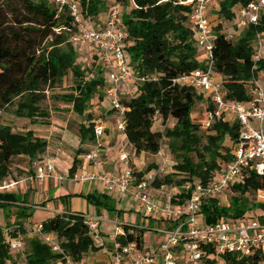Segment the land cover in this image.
Returning a JSON list of instances; mask_svg holds the SVG:
<instances>
[{
  "label": "trees",
  "instance_id": "1",
  "mask_svg": "<svg viewBox=\"0 0 264 264\" xmlns=\"http://www.w3.org/2000/svg\"><path fill=\"white\" fill-rule=\"evenodd\" d=\"M74 1L88 27L98 21L102 12L108 13L113 4L118 6L117 24L124 32L123 48L127 68L132 74L129 94L121 91V101L128 108L124 114V138L135 157L142 152L157 154L162 139H167L176 163L172 172L161 179L157 175L152 184L156 188L162 185L179 187L181 190L172 192V201L181 203L189 196L196 181L206 183L218 177L222 164L233 157L232 146L239 132L238 122L226 116L213 123L214 133L203 134L198 123L193 122L191 110L201 99L207 101L205 111L211 108V103L192 86L172 81L183 74L203 70L206 65V57L203 60L197 57L196 30L189 21L193 3L182 2L185 0ZM251 1L213 0L208 12L212 20H216L212 25L214 74L221 78L228 98L245 104L252 79H264V55L256 60L253 58L256 36L264 34V7L257 23H248L232 38H226L223 29H236L237 10ZM74 31L75 25L68 12L58 13L53 0H0V110L15 103L16 116L45 123L49 112L42 106L43 91L69 74L72 91L55 98L70 104L73 111L84 117L78 127L80 144L94 143V128L98 122L87 109L94 97L105 99L106 71L97 60V51L90 47L95 59L94 72L91 77H85V69L77 62V51L70 40ZM108 106L107 111L113 112L114 109ZM156 114L162 130L155 127ZM170 118L174 124L167 127L165 124ZM46 147V140L36 136L31 129L13 131L9 125H0V184L11 176L13 157L25 155L33 161L45 152ZM86 151L77 149L69 176L76 171L77 155ZM146 170H140L138 175ZM260 189H264V175L245 171L229 183L228 204L224 205L222 198L217 197L201 204L200 222L210 225L235 221L248 210L264 211V203L253 201ZM74 195L85 198L94 206L97 215L102 208L108 212L116 209V201L109 194ZM66 196L61 198L65 200ZM27 197V192L0 190V210L6 220L12 212L14 225V229H9L0 224V264L20 261L57 264L64 255L85 261L88 253L99 249L84 222L83 213L69 211L56 213L41 222L42 233L52 234L61 252L53 251L38 234L27 238L26 248L22 242L20 250L11 249L10 239L20 232L25 234V222H31L28 218L35 207L28 205ZM253 216L260 218L264 214L253 213ZM154 220L151 218L147 226L151 227ZM124 229L127 231L125 236L117 237L122 244L131 240L143 243L145 228L125 224ZM203 248L206 264H264L261 250L240 256L231 252L216 255L209 245Z\"/></svg>",
  "mask_w": 264,
  "mask_h": 264
},
{
  "label": "built area",
  "instance_id": "2",
  "mask_svg": "<svg viewBox=\"0 0 264 264\" xmlns=\"http://www.w3.org/2000/svg\"><path fill=\"white\" fill-rule=\"evenodd\" d=\"M213 0H185L193 3V10L189 16L190 24L195 28L196 44L206 51V65L203 70L183 74L173 83L187 84L203 93L211 103V108L205 111L204 125L230 116L238 122L239 132L232 146L233 157L222 164L217 178L206 183L196 181L189 196L181 203L172 201V191L163 192L156 197L152 194L153 181L163 166L155 170L138 175L140 170L131 164L127 150L120 145L119 157L122 162L118 174L106 175L98 171L101 164L100 151L104 128L96 125L94 128V147L85 153L86 169L75 172L71 176L61 175L56 168L60 148L53 154L43 156L32 161V174L26 180L36 184H43L49 179H55L59 184L66 180L97 181L104 190L120 200L128 196L135 201L139 210L161 222V226H146L161 234V239L153 246L136 240L122 244L118 236H125L127 231L124 223L114 221V230L107 237L102 235V219L96 215H85L84 222L95 245L108 256L107 264H206V250L209 245L216 255L231 252L240 256H248L256 250L264 252V218L261 220L252 214H245L235 221L225 220L210 225L200 222L201 204L213 197L225 198L228 185L245 171H255L264 175V86L257 78L252 79L247 103L232 100L226 96L221 78L214 74L212 26L209 19V7ZM57 12L66 10L75 25V31L70 40L80 46L93 47L97 51V60L106 71L107 85L104 88V97L117 115L116 129L121 137L124 136V114L128 110L121 101V91L129 94L132 74L127 68L126 53L123 48L124 32L117 24L119 9L113 4L103 25L97 28L88 27L80 15L78 4L74 0H53ZM264 0H252L245 7L237 11L236 25L233 31L224 28L226 38H232L248 23H257ZM264 42L261 34H257L254 42L256 60L264 55ZM157 114L154 116L156 123ZM161 150V148H160ZM160 150L158 153H160ZM164 161V160H163ZM18 181L0 184V190H12ZM259 197L264 198V189L257 191ZM37 208V205H31ZM140 227V226H136ZM41 222L36 223L27 233L41 235L53 251L61 252V248L52 234L42 233ZM129 232L132 233L130 229ZM9 246L13 250L22 248L20 235L10 239ZM209 256V254H207ZM17 264H25L20 261ZM57 264H87L85 261H76L64 255Z\"/></svg>",
  "mask_w": 264,
  "mask_h": 264
},
{
  "label": "rangeland",
  "instance_id": "3",
  "mask_svg": "<svg viewBox=\"0 0 264 264\" xmlns=\"http://www.w3.org/2000/svg\"><path fill=\"white\" fill-rule=\"evenodd\" d=\"M213 4L214 3L212 1L209 7V12ZM209 19L211 26L216 24V20H212L210 16ZM227 24L228 23H226V25ZM227 27H229V24L227 25ZM261 36L262 42H264V34H262ZM73 45L77 51V62L83 69H85V77H91L94 72L95 64V62L93 61L95 59L91 54V48L76 44ZM197 48V57L199 60H203L206 57V51L201 47ZM262 51H264V47H262ZM259 82L262 84V86H264V79H262V77H260ZM71 91L72 79L69 74L66 75L60 83L52 87L45 88V90L43 91L44 100L42 102V106L45 107L49 112V117L45 120V123L41 122V120H38V122H33L28 118L16 116L14 113L16 108L15 103H12L0 110V125H9L11 126L13 131H25L31 129L33 130L36 136H39L46 140L47 147L45 152L41 156H37L33 160L41 159L43 156H46L48 154L51 155L55 152L57 148H60L61 152L58 157L56 168L57 171L63 176H68L75 151L78 148L85 147L84 144H80L78 133L79 124L83 121L84 117L73 111L71 109L70 104H67L58 98H55L56 96L67 94ZM196 91L198 92V90ZM102 102L103 99L97 100V98L94 97L87 111L98 123L109 121L114 124V126H116L117 115L115 111H113V116H111L112 111H106ZM206 106L207 101H205V99H201L199 100V102L196 101L191 110V118L193 122L198 123L200 131L203 134L208 135L214 133L212 125L215 121L210 122L207 126L204 125ZM155 124L156 128H160L161 130L163 129L161 126L158 125L157 122ZM173 124L174 120L170 118L165 125L167 127H172ZM62 152L64 154H61ZM143 160V167L144 169H147L145 172L155 170L159 166H163V170L158 172L157 177H159V179H161L164 175L172 172L173 165L176 163V157L170 151L166 138L162 139L160 153H157L155 155L146 153L145 158ZM31 163L32 161L29 160V158L25 155L13 157L11 162V176L9 178H6L3 182L9 183L11 180L18 181V184L12 189V191L20 193L27 192L28 201H33L38 206L42 205L44 201L45 203L50 202V207L62 205L63 207H66L65 200H63L61 196L67 195V198H71L72 196H68L69 194H67L68 190L72 188L78 191L80 187H86L87 184L91 183H95L96 187L98 188V193L106 192L102 186H99L100 183L97 181H74L72 183L69 180H66L62 184H58L55 181L56 184H54L52 188H50L49 190L47 189V191L42 194V192L38 188L39 184L26 180L27 177L33 172ZM3 182L1 184H3ZM156 187L157 186H154L155 189L152 190V194L156 197L161 196L162 193L166 191L175 192L177 190H181L175 185H162L161 188ZM110 196L113 198L112 195ZM229 201L230 196L229 193H227L222 202L224 205H226L229 203ZM253 201H256L261 204L264 203V198H262L261 196L259 197L258 193L256 192L253 197ZM117 203L118 207H116L114 211L108 212L106 209L102 208L100 210V214L102 213L104 216H109L111 218L116 217L119 222L132 226L146 227L150 222L151 217L143 214L137 207L135 201H133L128 196H122L121 200ZM12 210L15 211V209ZM261 212L262 214H264V211H262L261 209H255L252 211L248 210L246 213L253 215V213L260 214ZM9 213V220H6L3 211L0 210V224L6 228L14 229V225L12 224L13 215L12 212ZM54 214V212L48 210L47 208H34L32 215L28 218V221L33 222H25L26 233H19L25 248L27 247V238L30 237L27 234V231L31 230L32 226L35 224L36 221L44 220L48 216ZM262 218L264 217H260L259 219L261 220ZM151 225L153 226L152 228H154L155 224L153 225L152 223ZM160 239L161 234H158L153 230L146 229L143 235L144 243L151 247H153Z\"/></svg>",
  "mask_w": 264,
  "mask_h": 264
},
{
  "label": "crops",
  "instance_id": "4",
  "mask_svg": "<svg viewBox=\"0 0 264 264\" xmlns=\"http://www.w3.org/2000/svg\"><path fill=\"white\" fill-rule=\"evenodd\" d=\"M107 15H108L107 12H102L98 16V21L96 23L92 24L90 27L97 28V27L102 26L104 21L107 18ZM102 104L105 107V110L107 111V108L109 106H108V103L105 99L103 100ZM111 116H113V112H112ZM98 125H102L104 128V133L102 136V149L100 151L101 164L97 167L98 171H100L106 175L118 174L121 171L122 162L120 160L119 150H118L120 145H123V147L129 153L133 167L137 170H144V167H143L144 160L143 159L145 158L146 153L142 152L136 157L133 156L131 146L125 141L124 136L121 137L120 133L117 131L116 127L111 122H109V121H106L103 123L99 122ZM84 145H85V147H82V148L86 149L87 150L86 152H88L90 149H92L94 147V143H87L86 142V143H84ZM76 151H75V153H76ZM86 152H82V153L77 155V159H79V163L77 165L76 171H81L83 169L88 168L87 162L84 158V155ZM75 153H74V156H75ZM61 154H64V153L62 152ZM74 156H73V159H74ZM68 176H69V173H68ZM55 181H56L55 179H49V180L45 181L43 184H40L38 186V188L40 189V191L43 194L44 192L47 191V189L49 190L50 188L53 187L54 184H56ZM69 181L72 183L74 182L71 180H69ZM99 186H102V185L99 184ZM153 189H155L154 186H153ZM92 192H98V188L96 187L95 183L87 184L86 187H80L78 191L71 188L70 190H68L67 194L71 195L72 197L65 199L66 207H63V205L62 206H56V207H50V202L45 203L44 201H43L42 205H40V206H38L33 201H28V205H30V206L31 205H37V208H47L48 210H51L55 214L56 213H64V212L69 211V212H81L85 215L99 216L102 219V221H101L102 235L107 237L109 234H111L113 232L114 221L117 220V218L116 217L111 218L109 216H104L102 213L100 215H97L94 206L91 205L89 202H87V200L85 198H83L82 196H75L74 195V194L83 195V194L92 193ZM64 193H66V192H64ZM105 193L108 194L107 192H105ZM114 200L116 201V199H114ZM120 200L116 201V207H118L117 202H119ZM52 216L53 215L48 216V217H52ZM42 221L43 220L36 221L35 224L42 222ZM31 222H33V221H31ZM154 224H155V226L156 225H158V226L162 225L161 222H157L156 220H154L153 225ZM27 234L29 236H31V234H29V233H27ZM108 260H109V258L107 256V254L102 249H98L95 252L88 253L86 256L85 262L87 264H107Z\"/></svg>",
  "mask_w": 264,
  "mask_h": 264
}]
</instances>
